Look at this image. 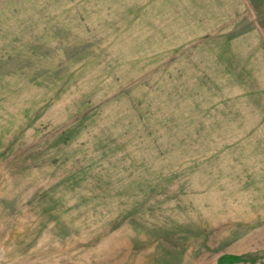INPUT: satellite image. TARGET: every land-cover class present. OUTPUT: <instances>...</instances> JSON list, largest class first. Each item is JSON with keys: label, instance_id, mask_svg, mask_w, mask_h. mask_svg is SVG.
I'll list each match as a JSON object with an SVG mask.
<instances>
[{"label": "rangeland", "instance_id": "obj_1", "mask_svg": "<svg viewBox=\"0 0 264 264\" xmlns=\"http://www.w3.org/2000/svg\"><path fill=\"white\" fill-rule=\"evenodd\" d=\"M0 264H264V0H0Z\"/></svg>", "mask_w": 264, "mask_h": 264}]
</instances>
